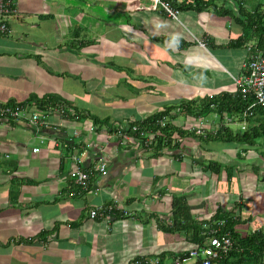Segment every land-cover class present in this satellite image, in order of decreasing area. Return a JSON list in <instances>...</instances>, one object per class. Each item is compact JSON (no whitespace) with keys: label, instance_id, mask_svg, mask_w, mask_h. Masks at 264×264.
Returning <instances> with one entry per match:
<instances>
[{"label":"crops","instance_id":"obj_1","mask_svg":"<svg viewBox=\"0 0 264 264\" xmlns=\"http://www.w3.org/2000/svg\"><path fill=\"white\" fill-rule=\"evenodd\" d=\"M170 1L180 7L179 20L160 7L121 8L118 0H14L9 31L0 32V102L48 113L42 130L28 120L0 121V264H129L136 257L170 264L196 244L163 229L177 196L198 220L217 207L240 209L235 232L264 230V144L255 147L263 134L252 145L215 137L221 127L241 134V124L264 123L263 115L231 122L232 115L212 110L197 116L205 130L198 138L191 132L185 145L157 149L134 145L138 132L124 128L180 101L238 91L232 77L244 71L247 50L232 41L242 27L212 9L196 10L193 0ZM59 102L78 118L49 111ZM180 113L161 117L186 131L194 116ZM119 130L131 139L118 143ZM100 147L108 156L102 174L93 168ZM72 154L93 169L86 191L68 175ZM95 205L110 210L92 218Z\"/></svg>","mask_w":264,"mask_h":264},{"label":"built area","instance_id":"obj_2","mask_svg":"<svg viewBox=\"0 0 264 264\" xmlns=\"http://www.w3.org/2000/svg\"><path fill=\"white\" fill-rule=\"evenodd\" d=\"M125 0H118L121 8L132 9L133 6L145 9H156L160 7L162 11L170 18L179 20L180 8L175 6L170 0H151L150 5H143L141 0H129L128 3ZM16 13L14 0H0V32L4 33L8 31V17L13 16ZM201 46L205 45L203 39L198 41ZM233 81L238 87L243 97L251 96V104L243 111L242 117L248 118L254 115V107L264 104V51L256 49L251 51L248 58L244 62V71L239 75H234ZM55 108L49 107V111L52 109L56 111L57 115L64 116L68 113L73 114L74 111L69 108L63 102L55 103ZM47 113L45 109L37 108L34 104H13V105H0V117L2 119H23L28 120V123L36 130H42L47 127ZM170 111L169 114H172ZM169 123L168 119L163 116L156 120L155 124L158 129L153 130L152 125L143 126L138 125L135 121L127 123L125 129L138 132L139 137L134 138V145L143 146L145 148L152 149L157 145L158 139H166L165 133L161 131V128H165ZM189 125L185 127L186 131L194 132L196 135H202L204 130L203 119L190 117L186 120ZM156 127V128H157ZM127 132V131H126ZM116 136L122 143V140H130L131 137L125 131H116ZM124 138V139H123ZM172 139H176L179 143L183 144L186 139L179 137L178 134H173ZM175 140V141H176ZM38 148H34L36 151ZM104 148L100 147V157L96 164L93 166L94 170L100 174L104 173L107 167L108 156L104 152ZM70 159L72 165L68 171V175L72 182L79 188L80 191H86L89 188L91 182V175L93 169H85L80 165L81 159L77 155H71ZM105 208L103 205H99L98 208L91 207L89 209V216L92 218L98 215H104ZM99 209V210H98ZM110 210V208H107ZM105 218V216L103 217ZM223 221H218L212 226L207 222H203L202 228L205 230V240L201 244H195L188 250L184 256L175 257L170 264H227L226 258L232 248V240L228 232L221 230ZM130 264H148L146 258L136 257ZM151 264H160L159 258H154Z\"/></svg>","mask_w":264,"mask_h":264},{"label":"trees","instance_id":"obj_3","mask_svg":"<svg viewBox=\"0 0 264 264\" xmlns=\"http://www.w3.org/2000/svg\"><path fill=\"white\" fill-rule=\"evenodd\" d=\"M190 3H192V1H190ZM192 6H194L196 10H203L205 8L212 9L219 15H228L232 17L243 29V36L238 37L232 42L238 45L248 44L251 51L256 49L264 51V2L261 0H193ZM33 98L34 95H31L28 101ZM42 100L44 101L45 99L43 98ZM252 101L251 96L243 97L238 90L236 93L220 92L195 101H180L178 106L181 107V111H186L196 118H199L197 116L205 117V115L209 114L212 110L217 111V115L220 116L227 113L232 116L236 115L240 118V114L243 113ZM254 110L255 113L264 116V104L255 106ZM78 115L76 114L75 117L78 118ZM161 115L162 114H158L142 121L135 122L143 126L153 125V120L159 119ZM154 126L157 127L156 124H154ZM164 129L167 131L166 139L159 140L157 147L154 146V149L159 148V146H172L173 144H171L169 136L175 131L181 136L191 133L185 132L180 127L173 126L172 123H169ZM226 129V127H221L216 132L215 137L220 136L227 141L237 140L240 143L249 145H252L256 141L255 138L257 136L263 134L264 137V123L262 122L250 125V127L246 128L241 134H239V130L235 132L228 130L225 133L223 130ZM191 134L195 135L194 132ZM211 135L212 134L208 137H211ZM197 136L198 135H195L196 138H198ZM243 149L246 150V147ZM213 165L218 167L217 162L216 165ZM92 207L98 208L99 206L95 205ZM190 208V205L186 203L185 197H174L172 200L169 222L162 224L163 229L168 232H176L189 241L201 244L205 240V230L202 228L201 223L194 219V214L191 213ZM106 210L107 208H105V211ZM239 212L240 209H238L237 214H234L232 211H226L221 207H217L212 215L214 219H224L226 221L222 230H229L234 240V246L226 258V263L262 264V259L264 257V231L260 229L254 230L250 231L245 236H240L234 231V225L240 218ZM102 216L103 215H98L97 217Z\"/></svg>","mask_w":264,"mask_h":264},{"label":"clouds","instance_id":"obj_4","mask_svg":"<svg viewBox=\"0 0 264 264\" xmlns=\"http://www.w3.org/2000/svg\"><path fill=\"white\" fill-rule=\"evenodd\" d=\"M175 5V4H174ZM175 6H177V5H175ZM178 8H180L179 6H177ZM8 31H9V29H8ZM7 31V32H8ZM5 33V32H4ZM246 46V50H247V58H248V56H249V54H250V52H251V50L249 49V46H248V44H246L245 45ZM246 58V59H247ZM246 61V60H245ZM244 61V62H245ZM18 103H20V104H25L26 105V102H0V105H6V106H8V105H13V104H18ZM69 107V106H68ZM176 107H177V109H169V112L170 111H173V113H172V115H176L177 113H180L181 112V107H179L178 105H176ZM70 108V107H69ZM169 112H167V113H162V115L163 114H169ZM71 114V113H70ZM74 114L75 113H73V116H74ZM254 114H255V110H254ZM72 115V114H71ZM253 116V115H252ZM251 116V117H252ZM61 117H64V116H61ZM251 117H248V118H246V120H244V122H246L247 123V121H248V119L249 118H251ZM74 118H75V116H74ZM193 118H195V117H193ZM228 121H231L232 122V118H233V116H228ZM241 118H243L242 117V115L240 114V119ZM10 119H2L1 117H0V121H2V123H5V122H8ZM256 122V121H255ZM169 123H172L171 122V118L169 119ZM173 124V123H172ZM230 124V122H227L226 121V119H225V122H224V125H229ZM256 124H257V122H256ZM45 129V128H44ZM53 129H55V128H53ZM241 130H246V126L244 125V124H241ZM185 132H187L188 133V131H185ZM190 133V132H189ZM173 134H178L176 131L175 132H173L169 137H170V140H171V144H173V145H179V146H183V145H185L186 143H187V141H185L183 144H181V143H179L175 138L174 139H172L171 137L173 136ZM179 135V134H178ZM179 137H181V138H184V136H181V135H179ZM158 140H161V139H158ZM176 140V141H175ZM35 148H38V147H35ZM39 150V148L36 150V151H38ZM36 151H34V148H33V152H36ZM3 157V155L1 154V152H0V159ZM5 157H7V155H5ZM215 212V211H214ZM214 214V213H213ZM212 214V215H213ZM212 215H210V216H207V217H201V219H197L196 217L194 218L196 221H198V222H200L201 224L203 223V222H207L208 224H210V226H212L214 223H217L218 221H223V224L221 225V230L223 229V227H224V225H225V223H226V221L224 220V219H214V218H212ZM169 222V221H168ZM256 230H259V229H256ZM261 230V229H260ZM223 231V230H222ZM225 232H228L229 233V235H230V237H231V240H232V248H233V246H234V240H233V238H232V236H231V233H230V231L229 230H224ZM254 231V230H253ZM262 231H264V230H262ZM197 244V243H196ZM232 248L230 249V251L232 250ZM229 251V252H230ZM186 250L185 251H182V252H180L178 255H176L175 257H177V256H184L185 254H186ZM229 254V253H228ZM228 256V255H227ZM174 257V258H175ZM143 258V257H142ZM130 264V263H129Z\"/></svg>","mask_w":264,"mask_h":264},{"label":"rangeland","instance_id":"obj_5","mask_svg":"<svg viewBox=\"0 0 264 264\" xmlns=\"http://www.w3.org/2000/svg\"><path fill=\"white\" fill-rule=\"evenodd\" d=\"M50 1H53V2H58L59 4H62V5H65L66 3H70L71 2V4H74V2H76V0H50ZM262 2H264V0H261ZM94 9L95 10H99V8L97 7V6H95L94 7ZM74 12V11H73ZM119 13V12H118ZM177 116H181V113H178L177 114ZM231 128H235V127H232L231 126ZM239 128H240V126H239ZM262 138H259L258 140H261ZM256 142H258V141H256ZM264 144V139H263V141H260V142H258V143H256V145H255V147H258V150H260L261 149V147H262V145ZM239 153H241L240 151H239ZM243 155H244V153H243ZM233 173H234V175L236 176V169H233ZM245 221V220H244Z\"/></svg>","mask_w":264,"mask_h":264}]
</instances>
